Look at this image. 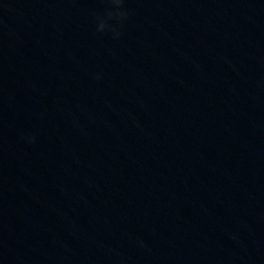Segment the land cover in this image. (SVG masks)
I'll use <instances>...</instances> for the list:
<instances>
[{
  "label": "water",
  "instance_id": "obj_1",
  "mask_svg": "<svg viewBox=\"0 0 264 264\" xmlns=\"http://www.w3.org/2000/svg\"><path fill=\"white\" fill-rule=\"evenodd\" d=\"M124 9L0 0V264H256L264 0Z\"/></svg>",
  "mask_w": 264,
  "mask_h": 264
},
{
  "label": "clouds",
  "instance_id": "obj_2",
  "mask_svg": "<svg viewBox=\"0 0 264 264\" xmlns=\"http://www.w3.org/2000/svg\"><path fill=\"white\" fill-rule=\"evenodd\" d=\"M113 11H109L105 14L104 18H97L96 31L104 32L110 30L112 32L113 39H118L120 32L116 28H112L109 21H115L117 25H122L128 18V12L124 9V0H110ZM35 137L29 136L27 138L28 143L34 142Z\"/></svg>",
  "mask_w": 264,
  "mask_h": 264
}]
</instances>
